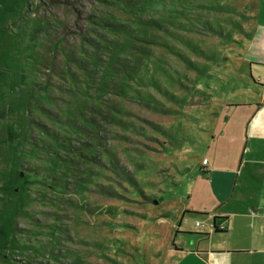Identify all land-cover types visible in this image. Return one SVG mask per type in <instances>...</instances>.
Returning <instances> with one entry per match:
<instances>
[{"label":"rangeland","instance_id":"1","mask_svg":"<svg viewBox=\"0 0 264 264\" xmlns=\"http://www.w3.org/2000/svg\"><path fill=\"white\" fill-rule=\"evenodd\" d=\"M263 24L264 0H0V264H153Z\"/></svg>","mask_w":264,"mask_h":264},{"label":"crops","instance_id":"2","mask_svg":"<svg viewBox=\"0 0 264 264\" xmlns=\"http://www.w3.org/2000/svg\"><path fill=\"white\" fill-rule=\"evenodd\" d=\"M248 55L254 91L218 120V148L200 167L201 203L173 223L153 264H264V24Z\"/></svg>","mask_w":264,"mask_h":264},{"label":"built area","instance_id":"3","mask_svg":"<svg viewBox=\"0 0 264 264\" xmlns=\"http://www.w3.org/2000/svg\"><path fill=\"white\" fill-rule=\"evenodd\" d=\"M197 225H199V222L197 223Z\"/></svg>","mask_w":264,"mask_h":264},{"label":"trees","instance_id":"4","mask_svg":"<svg viewBox=\"0 0 264 264\" xmlns=\"http://www.w3.org/2000/svg\"><path fill=\"white\" fill-rule=\"evenodd\" d=\"M140 19H141V15H140ZM90 122V121H89Z\"/></svg>","mask_w":264,"mask_h":264}]
</instances>
